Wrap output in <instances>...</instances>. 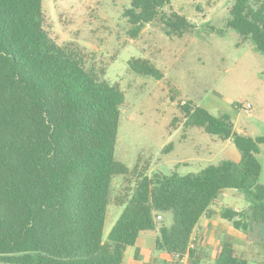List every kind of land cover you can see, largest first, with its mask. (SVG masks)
Here are the masks:
<instances>
[{
	"label": "trees",
	"instance_id": "trees-1",
	"mask_svg": "<svg viewBox=\"0 0 264 264\" xmlns=\"http://www.w3.org/2000/svg\"><path fill=\"white\" fill-rule=\"evenodd\" d=\"M173 1L130 0L124 11L128 36L137 39L155 22L167 35L182 36L190 21L162 11ZM45 21L44 0H0V264H122L127 247L136 248L141 233L157 229L155 248L170 258L165 264H180L200 219L216 214L213 206L226 189L245 194L250 206L219 215L248 242L264 246L257 157L264 136L238 133L230 116L188 101L180 106L184 127L232 139L240 161L222 160L186 176L137 175V167L130 170L116 158L125 92L104 71L87 68L77 48L60 45ZM227 27L264 55V0H234ZM128 63L132 73L163 77L149 59ZM131 174L137 176L133 188L125 186L113 200L114 178L129 183ZM112 203L124 210L105 239ZM166 212L173 215L171 227L156 219ZM196 255L190 251L188 264H201ZM216 264L249 260L227 243Z\"/></svg>",
	"mask_w": 264,
	"mask_h": 264
},
{
	"label": "rangeland",
	"instance_id": "rangeland-1",
	"mask_svg": "<svg viewBox=\"0 0 264 264\" xmlns=\"http://www.w3.org/2000/svg\"><path fill=\"white\" fill-rule=\"evenodd\" d=\"M233 3L234 0H174L162 11L185 16L192 24L189 30L182 36H169L164 26L155 22L132 39L124 17L130 0H44L45 28L51 37L60 45L77 48L85 55L87 68L104 71L105 79L125 92L116 158L130 170L137 167V175L146 172L150 176H186L222 160L235 161L234 153L240 154L233 143L226 150V140L198 127H184L180 106L188 101L215 116H230L238 133L252 138L264 136V55L227 27ZM132 57L151 60L163 74L162 79L130 72L128 62ZM257 157L264 169V145ZM136 177L130 175L131 183L123 176L115 177L113 200L125 194V186L133 188ZM259 182L264 184V178ZM249 206L245 194L226 189L213 206L218 212L214 220L233 226L219 212L227 208L242 211ZM123 210V206L113 203L109 206L105 239ZM161 223L171 227L172 213H164ZM160 235L159 229L146 231L136 243V248L149 249L150 259H157L155 264L170 261L155 248ZM214 238L216 235L211 239ZM220 241L222 245L229 243L225 236ZM203 246L199 252L204 254ZM237 247L249 264H264L263 245L249 242ZM136 248L127 247L123 264H136ZM210 257L201 264H216V252Z\"/></svg>",
	"mask_w": 264,
	"mask_h": 264
},
{
	"label": "crops",
	"instance_id": "crops-1",
	"mask_svg": "<svg viewBox=\"0 0 264 264\" xmlns=\"http://www.w3.org/2000/svg\"><path fill=\"white\" fill-rule=\"evenodd\" d=\"M231 143H233L232 139H227L226 140V144L224 145V149H226V150L229 149ZM234 156H235V162H239L240 159H241V154L234 153ZM263 178H264V169L262 171V175H261L260 179H263ZM216 215H218L217 211H216V214L213 215L212 217L203 216L200 219L198 226L194 230V234H193V237H192V242L194 244V241H196L195 245H197V247H198V248L196 247L197 248L196 258L199 259L201 262L205 258L206 259L207 258H211L210 255L212 253H214V252H216V258H217V255L220 252L221 247H222V241H220L222 236H225L226 238H228L229 243H231L234 246H236V248H238L237 247L238 244L244 245V244H248L249 243L246 240V237L244 236V234L242 232L236 230L233 226H227L226 224H223L221 222L215 221L214 217ZM215 235H216V239L217 240L215 238H214V240L218 241L219 244H213L211 242V241H214L211 238H212V236H215ZM202 244L204 245L203 246L204 250H205L204 254L202 252H199L200 245H202ZM155 246H156V244H155ZM138 249H139L138 259L135 258V254H134V260H135L136 264H155V263H157V259L156 258L152 259V260L150 259L152 254L151 253L149 254V249L148 248L141 247V248H138ZM124 257H125V253H124ZM168 259H170V258L168 257Z\"/></svg>",
	"mask_w": 264,
	"mask_h": 264
},
{
	"label": "built area",
	"instance_id": "built-area-1",
	"mask_svg": "<svg viewBox=\"0 0 264 264\" xmlns=\"http://www.w3.org/2000/svg\"><path fill=\"white\" fill-rule=\"evenodd\" d=\"M247 108L251 109V106L248 105ZM156 219L157 221H162L163 217L159 214ZM194 249H195V245L191 242V244L189 245L188 252L185 254L184 257H182V259L180 260V264H188L190 258V251Z\"/></svg>",
	"mask_w": 264,
	"mask_h": 264
}]
</instances>
